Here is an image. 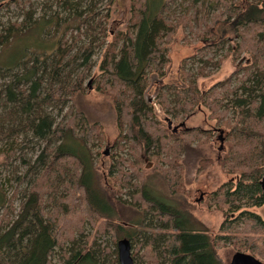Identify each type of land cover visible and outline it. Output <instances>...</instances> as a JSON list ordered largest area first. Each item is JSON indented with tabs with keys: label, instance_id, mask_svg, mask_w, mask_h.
I'll return each instance as SVG.
<instances>
[{
	"label": "trees",
	"instance_id": "trees-1",
	"mask_svg": "<svg viewBox=\"0 0 264 264\" xmlns=\"http://www.w3.org/2000/svg\"><path fill=\"white\" fill-rule=\"evenodd\" d=\"M54 1L64 17L57 9L36 18V5L28 0H0L4 8L21 6L24 14L21 21L0 22V53L21 34L55 30L52 41L37 37L39 47H28L14 65L0 66V174L5 184L13 176L17 181L13 189L0 184V264H118L116 243L123 239L133 264H221L215 253L220 244L264 264V221L248 211L264 206V0H190L174 18L170 6L185 0H130L123 32L105 29L108 15L98 11L103 0ZM214 25L235 32L232 47ZM178 27L202 43L197 70L228 57L243 63L205 92L186 73L185 87L157 90L161 120L143 93L148 74L160 75L167 63L165 46ZM225 46L221 58H207ZM101 49L93 87L86 83L91 58ZM90 89L110 100L119 131L115 148L123 155L108 157L105 199L92 189L99 175L91 148L101 129L73 103ZM199 107L225 132L219 164L233 176L209 195L222 218L214 240L204 227L186 224L182 208L188 203L177 194L183 170L208 163L197 147L211 132L178 127ZM31 143L27 159L22 151ZM16 160L25 165L21 176ZM148 180L179 200L172 198L171 206L157 201L147 192ZM121 194L129 201L122 202Z\"/></svg>",
	"mask_w": 264,
	"mask_h": 264
},
{
	"label": "rangeland",
	"instance_id": "rangeland-1",
	"mask_svg": "<svg viewBox=\"0 0 264 264\" xmlns=\"http://www.w3.org/2000/svg\"><path fill=\"white\" fill-rule=\"evenodd\" d=\"M29 2L36 5V15L35 17L41 16L45 13V16L48 18L54 11H57L58 8L55 6L54 0H28ZM186 1V2H185ZM180 6L173 5L170 6L169 15L170 17H176L181 13L182 7L187 4L185 0ZM108 3V0H103V2L98 6V11L101 14L107 13L108 18L104 23L105 29L112 28L115 32H123L127 25V22L130 18V0H110V4L105 6ZM4 3L0 4V22L7 23V21H21L24 17V14L20 11L21 6H17L13 3L9 4L8 7H3ZM24 8L27 6L24 5ZM108 7V9H105ZM45 11V12H43ZM61 13V17H64L65 14L62 13L61 9H58ZM22 13V14H21ZM55 21L54 19L52 20ZM211 23H208L210 25ZM213 30L220 31L222 30V35L220 37L224 40L232 41L230 47L233 46V41L235 36V32L229 27H222V25H214ZM54 29L50 27L45 28L44 31L39 32H28L25 35L21 34L19 38L12 40L9 47L0 53V66H10L14 65L18 62L23 53L28 50V47H39L41 42H37L40 39L43 42L52 41V37L54 34ZM40 35V36H39ZM38 37V39H37ZM217 38L219 36L217 35ZM80 39H83L82 37ZM109 39H107L108 41ZM217 41L215 38L213 40ZM43 44V43H42ZM43 46V45H42ZM202 46V43L194 38L192 31L182 30L181 28H176L175 33L173 34L170 42L165 46L166 48V59L167 63L161 69V74L150 73L147 77V88L143 93V98L152 104L153 109L155 111V115L161 119L160 116V108L155 103L156 91L161 89L164 86H173L177 88L185 87V81L187 79H183V73L188 74L193 77L195 80V86L200 92H205L210 89L215 84L221 82L223 79L227 78L233 73V69L236 65H240L243 63V60H239L237 62L231 61L228 58H222L219 61L217 67H204L201 70H197L198 65L195 64L197 50ZM226 46L222 49V51L218 53L211 52L208 53L207 58L212 59L215 62L217 59L221 58L222 54L226 51ZM29 51L32 52L33 49L29 48ZM101 50H96L93 53L91 58V70L88 75V80L86 83L92 85V81L95 77L99 75L97 71V66L99 63V58L101 56ZM27 54V53H26ZM30 56L27 54V57ZM194 57V59H193ZM200 72L201 75H197ZM197 75V76H196ZM94 87V86H93ZM74 106L81 113V115L89 122H94L100 126V137L97 143L91 148L93 151V161L95 166L98 168V184L93 182L92 189L94 194L98 198H106V190L102 187L106 185L109 189L111 188V181L106 177V168L110 161L108 158L111 154L119 155V157L123 158V155L116 150L115 145L119 143V131L115 122V112L112 107L110 100L102 93H99L95 90H89L84 94L77 95L73 100ZM52 115L56 116V118H60L61 114H58L56 110H51ZM162 120V119H161ZM168 120V119H166ZM182 123L184 128H192V129H200L202 131H210L212 137L210 140L206 141L203 144H199L197 147L198 153L201 155L200 159H204L208 161V163L199 162L196 164L193 169L191 166L187 167L188 169L183 170L182 174V182L181 187L178 189L177 194H180L183 198L186 199L187 205H185L182 209H184V213L186 215L185 221L186 224L191 228H200L201 226L207 231L208 236L211 240H214L215 235L218 232L220 223L222 221L221 214L214 210L210 202V194L217 189L220 188L222 184L226 181H230L233 179V176L225 174L223 167L219 164V161L223 158L222 151H217L219 147V142L217 137L219 135V131L221 132L220 136H225L224 130L221 131L222 128L218 127L213 119L210 118L208 112L199 107L195 109L194 113L182 119ZM224 144V142H222ZM28 149H24L22 151L24 157L27 159L33 155L32 143L28 144ZM196 146V144H193ZM30 149V150H29ZM100 151V155H95V151ZM106 153V156L103 153ZM198 159V160H200ZM200 166V167H197ZM17 171V175H22L25 171V165H20L19 160H16L13 163ZM144 169L148 172L149 175L153 174L152 165L145 161ZM235 177V176H234ZM16 176L12 177V180L8 183H4V177L0 174V184L3 188L8 186L11 189L17 186V181H15ZM147 184V192L150 195L157 199V201L161 202L165 205H173L174 198L175 200H179L178 196L173 197V195L167 196L164 188L161 183L156 181H146ZM102 186V187H101ZM19 189L25 187V183H21ZM121 201L128 202V197L125 194H121ZM17 201L13 202V207L17 208ZM248 211L258 215L262 221H264V206L258 208H249ZM1 214V209H0ZM118 214V213H117ZM120 221L127 220V216L120 217ZM88 232V231H87ZM131 252V248H130ZM236 251L230 246L222 247L215 246V253L217 255L218 260L221 264H228L231 256ZM91 264V263H84Z\"/></svg>",
	"mask_w": 264,
	"mask_h": 264
},
{
	"label": "water",
	"instance_id": "water-1",
	"mask_svg": "<svg viewBox=\"0 0 264 264\" xmlns=\"http://www.w3.org/2000/svg\"><path fill=\"white\" fill-rule=\"evenodd\" d=\"M166 122V127L168 129H171V123L168 120H165ZM179 126H183V123H180L178 125ZM177 127H172V132L176 131ZM219 135L217 137V140L219 142V147L217 148V151H220L222 148V142L223 139L220 136L221 132H218ZM104 156H106V153L104 151L103 153ZM264 182V178H262V182L261 184H263ZM116 254H117V263L118 264H133L132 258H131V252H130V246L129 243L126 240H120L117 241L116 243ZM228 264H263L260 261L256 260L255 258H253L252 256L248 255V254H243V253H239V252H235Z\"/></svg>",
	"mask_w": 264,
	"mask_h": 264
}]
</instances>
